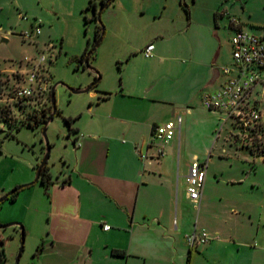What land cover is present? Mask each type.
I'll use <instances>...</instances> for the list:
<instances>
[{"label": "crops", "instance_id": "crops-1", "mask_svg": "<svg viewBox=\"0 0 264 264\" xmlns=\"http://www.w3.org/2000/svg\"><path fill=\"white\" fill-rule=\"evenodd\" d=\"M225 13L228 41L234 30L229 26L232 14L243 22L242 29L264 35V19H251L243 3L240 9ZM212 17L214 37L208 36L206 29L207 44L200 43L193 49L183 47L186 58L179 62L170 60L162 68L160 65L167 60L154 52L155 47L151 56H144L142 50L150 41L138 52L130 53L127 60L137 56L145 60L146 66L135 69L113 92L92 93L84 109L70 117L71 148L67 158H63L66 168L61 169L62 175L53 177L48 169L47 187L37 180L8 199L10 205L4 209L1 221L22 222L26 233L35 231L33 264H264L263 258H253L258 249L250 245L252 239L261 238L259 229L253 233L243 225L231 224L239 216L235 214L236 206L231 205L229 211L220 215L212 214L211 224H200L195 217L189 225L178 207V198L192 204L185 194V178L193 157L205 160L209 152L202 194L195 208L198 210L213 194L216 184L233 186L243 179L233 174L223 178L224 172L212 167V150L216 149L219 157L229 150L234 155H256L230 143L223 128L216 136L219 114L206 109L210 118L208 133L214 134L212 144L187 153L183 173L179 171L181 140L187 135L188 118L199 106L201 93L218 88L219 67L230 61L220 52L219 45L215 48L220 20L217 12ZM190 29L185 25V33ZM166 76L181 80L176 86L182 91L177 95H161L164 89L168 90L161 85ZM262 93L264 87H258L264 118ZM186 103L185 109L178 110V105ZM174 115L181 117L179 129L163 145L162 155H158L157 144L151 142V129ZM74 140L78 141L77 146L73 145ZM139 151L146 154L145 158L139 156ZM261 158L264 162L262 155ZM32 176L33 172L4 180L0 183V196L18 184L31 182ZM103 224L108 228L103 229ZM194 230L205 231L209 240L189 249L186 236Z\"/></svg>", "mask_w": 264, "mask_h": 264}, {"label": "rangeland", "instance_id": "rangeland-1", "mask_svg": "<svg viewBox=\"0 0 264 264\" xmlns=\"http://www.w3.org/2000/svg\"><path fill=\"white\" fill-rule=\"evenodd\" d=\"M91 2L92 5L86 8L88 0H0V183L20 177L24 173L33 172L32 179L34 178L44 154L41 134L44 122L33 123L32 126L21 125L20 122L32 112L49 105L52 85L55 84L56 112L45 128L50 146L46 164L52 176L59 177L62 175L61 169L66 168L63 158H67L69 154L72 137L64 118L77 116L90 100L92 93L113 92L119 88V83L130 78L135 69L146 66L145 60L137 56L127 60L130 53L135 50L138 52L140 47L150 41L155 47L154 52L167 60L160 65L162 68L170 64V60L172 63L179 62L186 58V49L183 47L189 46L193 49L200 43L207 44L206 29L208 36L214 37L215 22L212 16L217 12L220 25L216 32L218 37L217 41L215 38V48L219 45L220 52L229 58L231 48L227 38L225 10L233 12L234 9H240V3H243L251 19H264V0H109L100 13V21L96 20L95 14L102 5L101 0ZM36 24L39 25V33L30 39L23 38L22 33L30 32ZM100 24L103 27L101 40L87 60L88 65L100 74V79L88 91L72 93L69 88H84L94 79L93 70L86 67L78 57L86 47H92L95 30ZM242 24L236 14L230 15V27L235 28ZM185 25L191 26L186 33ZM245 28L251 29L247 26ZM251 30L258 32L256 28ZM40 56L45 58L39 72L47 90L35 93L23 101L13 100V90L20 83V78L28 74ZM154 65L158 66L157 63ZM166 78L162 79L161 85L168 90L164 89L162 96H170L172 93L177 95L182 91L176 86L181 82L179 77ZM260 99L264 115V93ZM199 103L188 118L186 138L182 136L180 173H183L182 169L186 165L187 153L199 151L206 144H209V148L213 141V132L210 135L208 133V111L201 105L200 99ZM186 106L187 103L180 104L178 110L185 109ZM262 123L264 126V122ZM220 144L219 142L216 146ZM224 145L229 150L226 142ZM263 145L264 134L261 137V146L257 145L252 150L256 154L253 156L246 153L234 155L229 150L219 157L218 151L212 150L211 156L215 161L212 167L222 170L223 178L233 174L243 179L233 186L216 184L213 194L208 196L204 206L202 204L198 210L188 202L182 203L181 198H178L179 210L183 211L185 223L188 225L194 223L195 217L200 224H211L214 221L212 214L220 215L223 211H229L231 205L236 206L235 214L239 216L231 224L243 225L253 233L259 229L261 238L250 241L252 249H258L253 254L254 259H264ZM235 158H238L237 162ZM8 205V199L0 202L2 224L15 222L1 221L2 213ZM18 223L23 226V244L17 264H33L32 254L37 240L35 231L26 233L25 225ZM0 239L5 263L14 264L21 240L19 227L10 225L0 228Z\"/></svg>", "mask_w": 264, "mask_h": 264}, {"label": "built area", "instance_id": "built-area-1", "mask_svg": "<svg viewBox=\"0 0 264 264\" xmlns=\"http://www.w3.org/2000/svg\"><path fill=\"white\" fill-rule=\"evenodd\" d=\"M38 26L36 24L30 32H23V38L30 39L37 35ZM229 43L230 61L219 67L221 82L215 91L202 92L200 102L208 111L219 114L216 136L223 128L227 131L230 143L253 150L257 145L261 146V137L264 134V118L258 97V87H264V35L237 26L229 37ZM153 47L151 42L146 44L142 50L144 56H151ZM44 61V56H40L28 74L20 78V83L13 90V100L23 101L35 93L47 90L39 72ZM180 123L181 117L177 115L152 127L151 142L157 144L158 155H162L163 145L175 136ZM78 144V141L74 140L73 145ZM139 156L145 158L146 154L139 151ZM208 157L209 152L205 160L193 157L188 164L185 194L194 208H197L201 198ZM102 227L107 229L108 225L103 224ZM208 240L209 235L203 230H194L186 236L190 249Z\"/></svg>", "mask_w": 264, "mask_h": 264}, {"label": "trees", "instance_id": "trees-1", "mask_svg": "<svg viewBox=\"0 0 264 264\" xmlns=\"http://www.w3.org/2000/svg\"><path fill=\"white\" fill-rule=\"evenodd\" d=\"M101 3H102L101 8L103 9L105 6L108 5L109 2H107L106 5H104L103 0H101ZM91 5H92L91 0H88V4H87L86 8L89 7V6H91ZM102 9H101V11H102ZM95 18H96V15H95ZM85 20H86V18H85ZM101 28H103L101 26V24L97 26V29L95 30V35H94V41L99 36V33H100ZM93 45H94V42L92 43V47H93ZM96 46H94V48L91 47L89 49H87V47H86L85 50L80 54V56L78 57V59L81 62H83L85 55L88 53V57H87V60H88V58L94 52ZM84 65H85V63H84ZM99 79H100V74L95 70L94 79H93V80L96 81L95 84L98 82ZM50 111H51V108H50V104H49L46 108H42L39 111L32 112L27 118H25L24 120H22L20 122V124L21 125L26 124L28 126H32L33 123L35 124L37 122H44L45 119H46V117L49 115ZM64 120H65L66 124L68 125L69 130H71L70 123H71V121L73 119L70 118V117H65ZM251 152H252V150H251ZM261 152H264V145L261 147ZM38 180H40L45 185V187H47V185L49 183V174H48V166H47V164H45V165L42 166L41 172H40V176H39ZM33 183L34 182L31 181V182H28V183H25V184H21V185L15 186V187H19V189L16 190V191H14L12 194H9L6 199L12 200L16 196V194H17V192L19 190H21L22 188L27 187V186H29V185H31ZM15 187H13V188H15ZM0 243H2V240L1 239H0ZM112 253L113 254H119V252L117 250H112ZM0 264H6L5 263V256H4L3 248L1 246H0Z\"/></svg>", "mask_w": 264, "mask_h": 264}, {"label": "water", "instance_id": "water-1", "mask_svg": "<svg viewBox=\"0 0 264 264\" xmlns=\"http://www.w3.org/2000/svg\"><path fill=\"white\" fill-rule=\"evenodd\" d=\"M107 2H109V0H106L104 5H106ZM101 9L102 8L100 7L99 10L97 11V13L95 14L97 21H100ZM102 34H103V28H101L99 36L94 41V45H93L92 48H94V46H96L99 43V41L101 40ZM3 40H5V39H3ZM87 57H88V53L85 55L83 62L85 63L86 67L91 68L88 65ZM91 69L95 73V69H93V68H91ZM95 82L96 81L93 80L90 84H88L84 88H69V89H70V91L72 93L85 92V91H88L95 84ZM54 87H55V84L50 87V92H49V104H50L51 111H50L49 115L46 117V119L44 121V124H43V127H42V131H41V134H42V137H43V141H44V154H43V157H42L39 165L36 168L35 176H34V178L32 180L33 182H36L38 180V178L40 176L41 168H42L43 165L46 164L47 159L49 157L50 146L48 144L47 137L45 135V128H46L47 123L52 119L54 113L56 112L55 98H54ZM18 189H19V187L12 188L9 191H7L6 193H4L3 195H1L0 196V202L4 201L9 194H12L14 191H16ZM10 225H17L19 227V230H20V233H21L19 252L17 254V257L15 259V263H14V264H17L18 256H19L20 251L22 250V244H23V226H22L21 223H18V222H10V223H4V224L0 223V228H5V227L10 226Z\"/></svg>", "mask_w": 264, "mask_h": 264}]
</instances>
